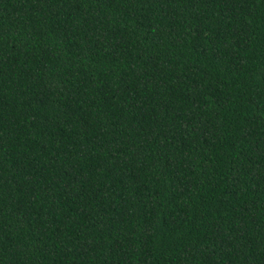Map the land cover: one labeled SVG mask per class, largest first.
<instances>
[{
	"label": "trees",
	"instance_id": "16d2710c",
	"mask_svg": "<svg viewBox=\"0 0 264 264\" xmlns=\"http://www.w3.org/2000/svg\"><path fill=\"white\" fill-rule=\"evenodd\" d=\"M0 264H264V0H0Z\"/></svg>",
	"mask_w": 264,
	"mask_h": 264
}]
</instances>
